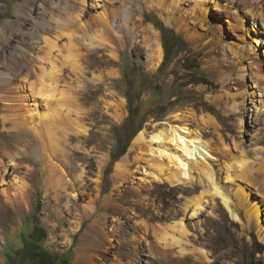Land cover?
<instances>
[{
  "label": "rangeland",
  "instance_id": "rangeland-1",
  "mask_svg": "<svg viewBox=\"0 0 264 264\" xmlns=\"http://www.w3.org/2000/svg\"><path fill=\"white\" fill-rule=\"evenodd\" d=\"M93 1L87 0V17L97 12V9L110 11L114 8L112 0ZM239 2V7L242 8L245 4L241 0ZM56 3L59 0H0V31H3L0 36V161L11 165V158H16L17 165H9L10 171H14V175L21 181L32 185L31 206L28 209L19 212L12 208H3L2 211L0 208V264H35L36 260L28 257L27 249L30 245L34 246L32 242L38 239L41 240L35 247L42 250L48 264H74L82 237L92 235L89 229L103 212V199L115 190L116 165L124 158H127L130 181L120 186L123 195L119 202L125 206L127 214L132 215L135 197L128 187L143 182V166L148 165L151 159L144 155L147 145L141 150L138 147L132 149L134 140L142 129L150 133L155 126H162L166 121L182 123V116H176L178 111L196 114L197 119L189 121L192 128L198 127L200 115L211 119L208 125H201V130L213 149V157L209 163L215 172V179L218 176L223 178L221 186L227 189L230 199L235 204L238 203L236 191L238 187L246 185L247 190L263 203L260 223L248 221L246 213L250 208L249 202L248 206H238L240 218L236 220L219 196L214 202L215 213H208L213 202L205 204L198 214L189 213L190 220L196 222L194 228L188 230L190 237L193 238L194 232H197L202 241L209 233L206 249L211 261L196 264H264V165L259 166L264 161V113L254 119L243 116L245 131L242 145L245 150H236L234 143L241 139L239 115L233 109V103L234 100H239L238 95L234 94L240 83L233 75L231 65L221 62L220 51L206 45L212 31L202 30L205 34L203 38L199 33L189 35L183 29L178 30L175 26L168 25L156 10L144 4L143 11H138L135 16V19L141 18L136 22L138 30L133 39V42L139 40V51L131 48L135 43H131L130 39H127L129 43L125 50L120 49L116 41H102L108 47L116 49L112 55L106 48L91 53L86 46L77 42L72 41L70 44L66 34H70L67 29L72 22H66L63 26L66 34L58 41L62 52L54 51L52 57L60 69L58 90L77 89L79 84L84 83L89 92L83 115L88 131L86 136L80 137L79 134L80 139L73 138L77 135L73 134L65 120H59L62 126L60 131L52 128V132L49 130L47 133L45 125L35 118L40 129L38 134H24L20 129L21 125L12 120L14 111L19 113L22 110L19 106L12 109L2 99H11L9 94L13 95V86L6 87L7 79L13 82V88L18 94L28 93L32 97L31 93H34L39 84L38 62L45 53L41 48L42 42L34 38L37 22L44 10L45 16L49 17L50 6L56 7ZM97 3L99 7L96 8ZM260 3L264 7V0ZM102 4L106 5L102 7ZM211 15L216 19L215 11ZM225 24L227 26V22ZM259 27L264 30L260 24ZM146 28L147 33L155 31L159 35L163 56L158 65L154 59L149 61L150 49L144 43L146 32H142ZM73 30L76 31V25ZM225 30L230 32L227 27ZM260 48L261 56L263 54L264 57V45ZM181 49L185 51L179 53ZM117 54L119 57L115 59ZM230 74L231 78L224 82ZM20 86L24 89H20ZM38 100L39 110H46L42 100ZM119 100L124 101V113L117 117L114 104ZM136 131L138 133L133 136ZM41 152L46 156L55 153L48 157L51 158L53 167L59 169V179L69 180L73 176H82L80 179L83 182L78 185L76 196L72 198L71 190L68 191L70 196L63 198L62 206L57 205L56 200L48 197L44 190ZM243 158L248 162L246 168L250 171L249 178L238 173L235 181L227 180L225 165ZM14 166L17 170H14ZM1 174L3 172L0 169V177ZM4 175L8 180L12 178L11 173ZM197 176L198 172L195 173L193 182L189 181L188 187L187 184H180L178 188L187 187L189 191L199 183ZM1 183L0 179V189ZM4 187L13 192L11 184ZM152 190V198L164 206L178 203L177 187L154 184ZM259 193L262 196H258ZM0 198H3L1 194ZM74 198L82 209L88 210L96 204V211L89 218L83 215L84 210L76 209L71 214L67 206L71 207V200ZM136 206L139 211L144 212L145 217L151 218L152 223H157L153 207ZM201 219L203 221L198 223ZM171 222L172 219L166 220L162 228L171 225ZM128 227L130 225L125 223V228ZM40 229H43L44 236L40 234ZM109 257L112 255L109 254ZM123 259L128 261V254H124ZM185 264H194L193 259L187 257Z\"/></svg>",
  "mask_w": 264,
  "mask_h": 264
},
{
  "label": "bare ground",
  "instance_id": "bare-ground-1",
  "mask_svg": "<svg viewBox=\"0 0 264 264\" xmlns=\"http://www.w3.org/2000/svg\"><path fill=\"white\" fill-rule=\"evenodd\" d=\"M241 1L245 4L242 8L239 7V0H112L114 2L112 10L97 9V12L87 17L89 14L87 0H59L56 7L50 6L49 17L45 16L44 10L37 22V33L34 38L42 42L41 48L45 53L38 62L40 67L37 72L39 84L37 81L38 86L36 85V90L31 93L32 97L28 93L18 94L19 92L17 93V90L13 88V82L7 79L6 87L13 86L11 88L13 95L9 94L11 99H5V97L2 99L12 109L19 106L22 110L19 113L14 111L11 116L13 119H11L21 125L20 129L24 134L39 133L40 129L37 126L38 122H35L36 118L45 125L47 133L52 128L60 131L59 128L62 126H60L59 120H65L73 134L77 135L73 138L80 139V137L86 136L88 131L83 115L89 92L85 84H79L77 89L58 90L60 69L55 58L52 57V53L54 51L62 52L58 41L66 34L63 31V26L66 25V22H72L70 28L67 29L70 31V34H66L68 42L71 44L74 41L79 45L86 46L91 53L106 48L113 55L116 49L108 47L106 43L102 42L106 39H109L108 41L111 43L116 41L122 50L127 48L129 43L127 39H130L131 43H135L131 48L139 51V40L133 42V39L136 38L138 30L136 22L141 18L135 19V16L138 11L142 12L143 5L147 4L156 10L168 25L175 26L178 30L183 29L189 35L199 33V36L203 38L205 34L201 32L202 30L212 31L211 38L206 40V45L220 51L221 62L231 65L233 75L240 83L236 89L237 93L234 94L238 95L239 100H234L233 109L239 115L238 128L241 140L235 142L234 147L243 152L245 150V146L242 145L244 144L242 137L245 131L243 116L247 115L250 119H254L260 113H264V96L262 95L264 93V57H262L263 54L261 56L260 48L264 45V30L259 27L260 24L264 28V7L263 3H260L261 0ZM104 5L106 4H102V7ZM97 7H99L98 3ZM213 11L216 13V19L211 15ZM225 22H227V26ZM75 25L76 31L73 30ZM226 27L230 32H226ZM49 31H51L50 34ZM142 32H146L143 35L144 43L150 49L149 61L154 59L158 65L163 56L159 35L155 31L147 33V28ZM2 34L3 31H0V36ZM118 57V54L115 55V59ZM230 78L231 74L226 76L224 82ZM31 86V88L34 87L32 84ZM20 87V89H24L22 86ZM38 99L42 100L46 110H39L40 101ZM114 108L117 117H120L124 113V101L119 100L114 104ZM176 116L179 118L182 116L183 122L166 121L162 126H155L150 133L142 129L134 140L132 149L138 147L141 150L144 145H147L144 155L151 159L148 165L143 166V182L137 186L128 187L133 191L135 197L132 215L127 214V209L119 202L123 195L120 192V186L130 179L127 158L117 163L115 190L103 199V212L93 221L89 229L92 235L82 237V244L74 264H185L187 257L192 258L194 264L209 262L211 261L210 253L206 249L209 233L202 241L197 232H194V237L191 238L188 230L191 231L196 222L190 220L188 214L191 212L194 215L200 213L208 202H213L208 213H215L214 202L217 196L222 199L225 207L236 220L240 218L238 206H248L247 202H249L250 208L246 213L248 221L261 222L263 203L247 190L246 185L238 187L236 191L238 203L235 204L230 199L227 189L221 186L223 178L218 176L217 180L215 179V172L209 163L213 157V149L201 130V125H208L211 119L200 115L198 116V127L192 128L189 121L192 118L197 119L194 112L184 114L178 111ZM148 135L151 137L149 138ZM41 155L43 161L41 171L46 195L54 198L57 205L62 206L63 198L67 195L70 196L68 191L71 190L72 198L76 196L77 187L83 182V179H80L82 176L75 174L78 176H73L69 180L59 179L57 176L59 169L53 167L51 158L48 157L55 153L46 156L41 152ZM15 159L11 158V165H17ZM247 164L248 162L244 158L234 163H227L224 169L225 178L235 181L234 178L238 173H241L244 177L248 176L246 178L248 179L250 171L246 168ZM9 165L0 161V169L3 172L0 177L2 182L0 194L3 197L2 200L0 198V208L2 211L12 208L20 212L31 206L32 185L27 181H21L17 175H14V171H10ZM263 165L264 161H261L259 166ZM14 170H17V167L14 166ZM196 172H198L199 183L188 191L189 181L193 182ZM4 173H11L12 178L8 180ZM60 175L63 177L61 173ZM8 184L13 187V192H9V188L4 187ZM154 184L177 187L178 203L164 206L161 202L153 199L152 185ZM180 184H187V187L178 188ZM259 195L262 196L260 193ZM71 203V207L67 206V210L71 214L76 209L84 210L85 214L83 215L89 218L96 211V204L87 210L82 209L75 198L71 200ZM136 205L153 207L157 223H152L151 218L145 217L144 212L139 211ZM168 219H172L171 225L165 226L163 229L162 225ZM202 221L203 219L198 223ZM125 223L130 227L125 228ZM109 254L112 257H109ZM124 254H128V261H124Z\"/></svg>",
  "mask_w": 264,
  "mask_h": 264
},
{
  "label": "trees",
  "instance_id": "trees-1",
  "mask_svg": "<svg viewBox=\"0 0 264 264\" xmlns=\"http://www.w3.org/2000/svg\"><path fill=\"white\" fill-rule=\"evenodd\" d=\"M185 51V49H181L179 50L178 52L181 53ZM166 52H168V48H166ZM138 132L136 131L133 136H135ZM126 149L123 151V153H125ZM36 230V229H35ZM40 234L42 236H44V231L43 229H40ZM43 238V237H42ZM41 239H38V241H40ZM38 241H33V245H30L29 246V249H27V254H28V257L30 259H35L36 260V263L35 264H48L47 261L48 259L43 255L42 253V250L38 249L35 247V244L38 243ZM59 264H62V263H59Z\"/></svg>",
  "mask_w": 264,
  "mask_h": 264
}]
</instances>
